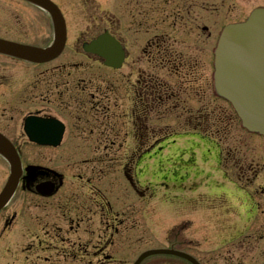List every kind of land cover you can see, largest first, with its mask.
I'll list each match as a JSON object with an SVG mask.
<instances>
[{
    "label": "flooded vegetation",
    "instance_id": "obj_1",
    "mask_svg": "<svg viewBox=\"0 0 264 264\" xmlns=\"http://www.w3.org/2000/svg\"><path fill=\"white\" fill-rule=\"evenodd\" d=\"M52 1L67 23L62 53L42 62L0 54V134L18 147L23 164L17 189L0 210L3 264H131L138 239L125 235L135 232L136 209L129 202L123 211L119 179L146 200L151 162L179 143L198 145L183 155L219 145L223 171L238 173L252 202L246 219L258 228L246 239L264 256V138L258 137L259 151H248L247 136H235L238 119L217 89L220 33L264 8V0ZM25 3L48 23L37 26L35 39L0 38L51 47L56 33L49 13ZM75 11L85 23L73 25L78 17L68 13ZM106 33L124 54L116 67L84 48ZM10 62L33 69L11 72ZM58 138L56 147L38 145ZM22 144L40 147L42 162H26ZM4 162L0 192L11 173Z\"/></svg>",
    "mask_w": 264,
    "mask_h": 264
},
{
    "label": "rangeland",
    "instance_id": "obj_2",
    "mask_svg": "<svg viewBox=\"0 0 264 264\" xmlns=\"http://www.w3.org/2000/svg\"><path fill=\"white\" fill-rule=\"evenodd\" d=\"M34 7L20 0H0V36L4 34H12L16 36V33L26 35L35 39V30L40 24H46L48 20L40 12L36 11ZM70 18H74L73 25L85 23L83 21V13L81 11H75L68 13ZM40 17V18H39ZM39 19V20H38ZM45 20V21H44ZM48 23V22H47ZM11 28L9 31L5 28ZM2 60H0L1 63ZM10 65L9 70L11 72H29L32 71L33 65H27V63H8ZM243 129L237 123L234 127V134L237 138L242 136H247L249 145L248 151L256 152L259 151V138L256 135L244 134ZM244 136V137H245ZM246 141V138H245ZM189 144V143H188ZM20 147L23 150L25 161L28 163L42 162L40 158V147L34 144H22ZM186 147L187 152L195 148L194 145H189ZM202 157L208 158L209 162H205L204 158L198 156L202 160V164L195 166V156H192L188 161L183 158L181 149L172 150L168 157H164L159 161L164 164V166L170 167L167 174L161 175V179L169 178L173 184L180 182L178 176L179 171H190L195 173L192 180L189 181V185L198 183V185L192 188V191L185 194L181 198V194L169 197L166 195L165 186L161 183L155 181V200L154 204L149 200H141L135 191L131 190L127 185L125 179H119V202L122 203L123 211L128 208L129 202H135L136 209V227L135 232L126 234L125 236L130 238L132 236L133 240H137L134 247L138 249L136 251L140 252L146 248L152 249H162L165 246L170 247L174 245L176 249L185 250L190 252V254L202 259L205 264H263L264 256L259 250V244L255 242L247 241L244 244L243 239L249 234H243L235 238L233 241L229 242V235L233 232H240L243 230L244 223L239 214L235 216V209H239L241 213L240 201L242 196L235 194V190L229 187L226 190L218 189L216 182L227 183L221 176L222 173H218V158L216 156V150L213 149L210 152L203 150ZM50 156V155H49ZM51 157V156H50ZM158 161V163H159ZM5 166L4 159L0 158V169ZM160 170V169H159ZM156 171V175H159L161 171ZM233 170V169H231ZM231 178L239 181L238 173L233 170L231 172ZM149 177V176H148ZM204 183V187L202 184ZM177 183L176 185H178ZM207 184V188H205ZM163 186V187H162ZM226 185H222L221 189ZM199 190L202 199L198 196L196 192ZM152 189V188H151ZM151 191V190H150ZM196 192V193H194ZM240 193V192H239ZM152 196L154 193H148ZM193 195V196H192ZM223 196V197H221ZM171 198V199H170ZM177 198L179 200H176ZM181 198V199H180ZM241 198V200H240ZM175 200L183 202L178 203L176 206L171 205V201ZM239 200V201H238ZM127 202V203H126ZM197 203V210L193 213L191 210L190 203ZM233 207H235L233 209ZM126 213V212H124ZM155 215V222L152 224L148 218L150 215ZM242 215V213L240 214ZM232 217L239 222H230ZM149 221V223H148ZM254 224V223H253ZM257 224H255V227ZM129 228L133 227L131 224ZM150 228L151 231H150ZM253 228V225H252ZM127 230L126 232H128ZM253 232V231H252ZM237 235V234H235ZM235 237V236H234ZM129 244V243H128ZM125 247V245H124ZM4 256L0 255V264H3ZM135 256L130 259L133 261ZM131 261L129 263H131ZM143 264H189L187 261L175 257L158 256L147 259Z\"/></svg>",
    "mask_w": 264,
    "mask_h": 264
},
{
    "label": "water",
    "instance_id": "obj_3",
    "mask_svg": "<svg viewBox=\"0 0 264 264\" xmlns=\"http://www.w3.org/2000/svg\"><path fill=\"white\" fill-rule=\"evenodd\" d=\"M47 9L56 26V40L52 48L43 51L0 40V52L29 59L61 50L65 40V22L58 7L49 0H29ZM101 41L96 40L86 47L100 55L114 58L113 47L102 52ZM110 50V52H109ZM115 51V49H114ZM109 58V57H108ZM111 65H115L110 61ZM217 79L219 94L235 107L243 125L250 131L264 136V9L256 10L246 22L231 25L222 34L217 53ZM52 145L50 142L42 143ZM54 145H56L54 143ZM0 154L8 159L12 167L11 179L0 196V209L10 198L17 186L21 171L20 158L14 147L0 143ZM158 254H171L200 264L192 256L175 250H153L145 253L135 264H141L147 257Z\"/></svg>",
    "mask_w": 264,
    "mask_h": 264
}]
</instances>
